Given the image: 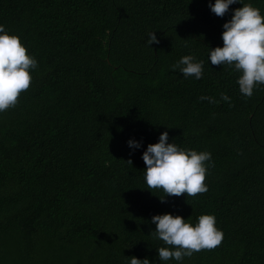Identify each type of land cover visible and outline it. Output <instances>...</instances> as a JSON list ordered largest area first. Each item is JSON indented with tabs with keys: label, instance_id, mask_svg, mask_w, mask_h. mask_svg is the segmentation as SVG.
Wrapping results in <instances>:
<instances>
[{
	"label": "trees",
	"instance_id": "16d2710c",
	"mask_svg": "<svg viewBox=\"0 0 264 264\" xmlns=\"http://www.w3.org/2000/svg\"><path fill=\"white\" fill-rule=\"evenodd\" d=\"M209 2L0 0V24L38 61L0 112V264H178L160 261L170 246L151 235L168 213L193 225L213 214L223 231L183 264H264V85L247 98L240 72L208 60L242 7L218 17ZM243 3L264 15V0ZM185 55L204 61L202 79L174 68ZM164 131L212 154L207 192L161 202L147 188L142 154Z\"/></svg>",
	"mask_w": 264,
	"mask_h": 264
},
{
	"label": "clouds",
	"instance_id": "9594fccd",
	"mask_svg": "<svg viewBox=\"0 0 264 264\" xmlns=\"http://www.w3.org/2000/svg\"><path fill=\"white\" fill-rule=\"evenodd\" d=\"M241 4L234 9L231 19L223 24V46L210 49L208 60L212 65H227L240 72L237 83L241 94L251 98L254 90L264 85V15L259 8L243 0H215L209 2L212 13L224 17L231 5ZM159 43L155 32L147 36V44ZM204 61H196L193 55L181 57L174 68H179L184 78L203 77ZM38 67L37 59L28 54L26 47L16 35H10L5 26L0 24V112L14 107L22 91L30 87V73ZM201 101L218 103L215 97L202 95ZM221 99L231 102L227 93ZM169 133L160 134L155 144H148L142 154L146 165L144 181L148 189L162 190L165 195L159 197L165 202L166 195L180 196L187 194L195 197L208 191L205 183L206 174L214 166L212 154L207 151L198 152L184 149L177 143H169ZM131 149L142 147L141 142L134 139L128 141ZM131 163V161H128ZM155 230L151 232L156 239L162 240L170 247L157 250L161 262L175 260L183 264L185 257H191L202 250H211L221 244L223 231L216 226L213 214H203L192 224L190 218L180 215L159 214L151 218ZM129 264H151L147 258L135 256L128 258Z\"/></svg>",
	"mask_w": 264,
	"mask_h": 264
}]
</instances>
